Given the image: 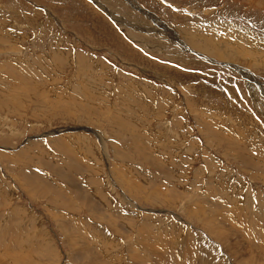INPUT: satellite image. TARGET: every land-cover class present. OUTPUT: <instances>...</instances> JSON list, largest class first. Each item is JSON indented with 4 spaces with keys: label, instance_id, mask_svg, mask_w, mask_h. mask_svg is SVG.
Masks as SVG:
<instances>
[{
    "label": "rangeland",
    "instance_id": "1",
    "mask_svg": "<svg viewBox=\"0 0 264 264\" xmlns=\"http://www.w3.org/2000/svg\"><path fill=\"white\" fill-rule=\"evenodd\" d=\"M263 220L264 0H0V264H264Z\"/></svg>",
    "mask_w": 264,
    "mask_h": 264
},
{
    "label": "bare ground",
    "instance_id": "2",
    "mask_svg": "<svg viewBox=\"0 0 264 264\" xmlns=\"http://www.w3.org/2000/svg\"><path fill=\"white\" fill-rule=\"evenodd\" d=\"M195 41V40H194ZM198 43H199V41H198ZM208 43V42H207ZM206 44V43H205ZM44 66V65H43ZM22 68V67H21ZM22 73V72H21ZM235 201V200H234ZM259 212V211H258ZM257 214V213H256ZM257 215H259V216H255L256 217V221H257V219H259V217L261 218V216H260V214H257ZM262 215H263V213H262ZM221 218H223V217H221ZM210 219V218H209ZM252 219V218H251ZM262 219V218H261ZM215 220V219H214ZM255 220L253 219V221L255 222ZM260 221V220H259ZM264 221V220H263ZM210 222V221H209ZM208 222V220H207V223H209ZM255 223H257V222H255ZM261 223H262V220H261ZM210 224V227H209V232L211 233V234H213V235H215L216 237H218V239H219V241H221V243H223L224 241H227L229 238H228V236H227V238L225 237V235H224V233H225V231H224V233H223V230H221V228H219L220 230H218L217 228H215L214 226H212L211 225V222L209 223ZM263 224V223H262ZM217 225V224H216ZM217 227H218V225H217ZM236 229V228H235ZM218 230V231H217ZM64 233V232H63ZM231 234V233H230ZM234 237V236H233ZM217 239V238H216ZM147 240V239H146ZM229 242V241H228ZM144 243H146L145 241H144ZM225 243V242H224ZM227 243V242H226ZM225 243V244H226ZM232 243L230 242V245L229 246H231L230 247V250H232V253H234L237 257H238V259H240L241 258V256L243 255V254H241V252L239 251V249L234 245V244H232ZM147 246V245H146ZM228 247V246H227ZM146 248H149V247H146ZM134 249V248H133ZM202 250L203 249H200L199 250V252H194L195 254H197V259H198V261H200L201 259H204L205 258V260H206V264H210L211 263V260H208V258H209V256L208 255H206V253H207V249H206V252L204 251V253L202 252ZM142 251V250H141ZM149 251V250H148ZM136 252V251H135ZM210 251H208V253H209ZM149 254V253H148ZM222 254V253H221ZM147 255V254H146ZM213 255H214V253H213ZM211 256H212V254H211ZM235 256V257H236ZM144 257V256H143ZM141 258V259H143L144 260V258ZM215 257V256H214ZM222 257V256H221ZM251 257V256H250ZM253 258V257H252ZM251 258V259H252ZM150 259V258H149ZM250 259V258H249ZM140 260V259H139ZM146 260V259H145ZM144 260V261H145ZM245 260V259H244ZM248 260V259H247ZM214 261H216V260H214ZM252 261H254V260H252ZM252 261H250V262H252ZM137 262V261H136ZM140 262V261H139ZM143 262V261H142ZM148 262V261H147ZM247 262V261H246ZM249 262V261H248ZM252 263H254V262H252ZM256 263V262H255ZM230 264V263H229Z\"/></svg>",
    "mask_w": 264,
    "mask_h": 264
}]
</instances>
